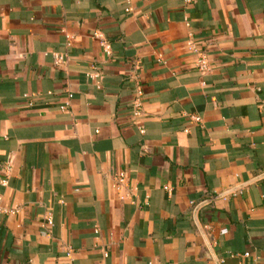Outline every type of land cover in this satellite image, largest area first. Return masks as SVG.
<instances>
[{"label":"crops","instance_id":"obj_1","mask_svg":"<svg viewBox=\"0 0 264 264\" xmlns=\"http://www.w3.org/2000/svg\"><path fill=\"white\" fill-rule=\"evenodd\" d=\"M0 264H264V0H0Z\"/></svg>","mask_w":264,"mask_h":264},{"label":"built area","instance_id":"obj_2","mask_svg":"<svg viewBox=\"0 0 264 264\" xmlns=\"http://www.w3.org/2000/svg\"><path fill=\"white\" fill-rule=\"evenodd\" d=\"M102 44L105 47V49L108 50V48H109L108 44L106 42H104V41H102ZM108 52H109V50H108ZM62 62H64L63 61V57L62 56H58L56 58V64H61ZM201 65H202V67H201L202 70L206 69V61L205 60H203V59L201 60ZM136 93H137V96L140 97V98L143 96V92H142V87L141 86L138 85L136 87ZM134 107H135V111L137 113L140 110V107H141L139 99L135 102V106ZM50 223H52V221H50Z\"/></svg>","mask_w":264,"mask_h":264}]
</instances>
